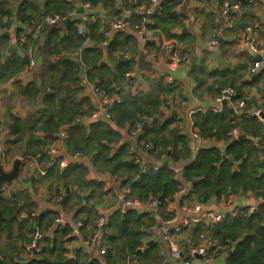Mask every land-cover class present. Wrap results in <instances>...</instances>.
Instances as JSON below:
<instances>
[{"label": "crops", "instance_id": "0c3cea01", "mask_svg": "<svg viewBox=\"0 0 264 264\" xmlns=\"http://www.w3.org/2000/svg\"><path fill=\"white\" fill-rule=\"evenodd\" d=\"M23 1L0 0L12 11L0 22V169L10 172L15 160L22 159L18 176L2 184L0 261L37 264L53 256L55 245L63 242L70 259L86 255L93 264H109L107 255L92 253L86 243L104 211L108 222L103 236L109 233L108 223L117 213L125 217L134 210L143 215L141 244L135 251L121 250V260L112 264H130L131 256L138 258V253L152 245L157 247L161 264H178L162 240L164 233L180 240L182 248L196 240L198 228L176 232L172 226L164 228L147 209H118L123 190L141 197L126 184V171L116 173L105 166L107 163L96 161L99 146L88 148V139L107 146L105 154L110 157L126 146L119 158L139 166L130 181L163 168V174L170 173L177 189L166 204L174 209L164 206V211L178 219L213 212L216 219L207 225L212 223L215 233L228 217L259 210L264 204V184L240 179L247 158L250 168L252 161L258 162L256 178L264 181V119L244 115L264 107V65L251 71L254 62L264 58V0H159L150 13L147 9L152 0H101L98 5L70 0L68 14L48 15L65 17L58 24L45 21L46 0H29L35 5L34 18L27 23L19 20ZM166 1L170 5L168 16L175 15L173 20L157 28L148 26L157 21ZM226 2L238 7L225 13ZM80 3L85 10L82 17L60 28L77 14ZM157 6L159 11L151 17ZM134 14L142 16L139 25L132 23ZM118 20L123 26L118 27ZM47 26L51 29L42 43ZM72 26L77 35L84 36L79 47L75 42L67 48H56L53 42L46 45L54 27L60 28L64 37ZM248 26L253 29L254 46L246 44ZM143 27L147 29L146 40L139 33ZM34 32L37 37L32 45H22L20 37ZM212 39L218 43L212 44ZM86 48L100 65L93 77L83 61ZM173 54L180 58L176 65L171 60ZM31 60L34 64L29 68ZM22 61L24 67L12 73ZM1 66L6 69L3 75ZM226 86L245 100L243 114L237 115L227 100H217ZM97 87L106 93L102 105L95 94ZM252 121L260 122L263 132L256 131ZM138 122L142 126L135 132ZM211 125L206 132L204 128ZM154 128L155 133H151ZM240 141L251 151L235 158L228 148ZM201 149L220 152L222 158L213 164L215 175L224 162L230 167L229 175L225 173L223 180L214 174L186 177L184 169ZM55 160H68V164L54 165ZM152 197L159 198H148ZM184 204L194 210L198 206V211L185 210ZM252 206L257 207L254 212L250 211ZM57 216L66 224L56 225ZM79 219L83 225L75 233ZM65 226L70 231L63 237L61 227ZM38 231L44 237L42 249L35 251L32 247ZM106 239L102 237V242ZM217 240L220 254L213 262L203 263L196 257L192 263L227 264L234 245ZM137 262L140 264L139 259Z\"/></svg>", "mask_w": 264, "mask_h": 264}, {"label": "trees", "instance_id": "16d2710c", "mask_svg": "<svg viewBox=\"0 0 264 264\" xmlns=\"http://www.w3.org/2000/svg\"><path fill=\"white\" fill-rule=\"evenodd\" d=\"M81 1L98 5L101 0ZM110 1L112 2L113 0ZM34 8L35 5L33 3L29 0H24L18 11V19L24 23L29 22L32 18H34L32 17V11ZM70 8V0H46V10L43 17L54 15L56 13L66 15L69 13ZM169 8L170 5L166 1L157 21H155L154 24L148 23L147 25L152 28H157L165 22L172 21L173 19L171 17L175 15L170 14V16H168V11L170 10ZM11 13L12 11L9 8V5L0 2V22L4 16H9ZM140 19H142V16L134 14L132 23L139 25L138 23L140 22ZM170 25L171 24L167 26V29H165L166 25H163L162 28L167 32V30L171 28ZM27 36L30 39L29 43L34 41L33 35L27 34ZM59 37H61V29L54 27L47 37L46 45L49 46L53 42L54 47L56 48L61 46H65L67 48L71 42H75L77 47L84 42V36L77 35V31L74 30V26L69 27L67 35L61 37V41H57ZM30 45H32V43ZM24 46H28V44ZM90 51L91 49L89 48L84 50L83 61L86 65H88V75L93 77L95 76L93 72L100 69V65L96 62L94 57L90 56ZM23 67L24 61L16 64L12 73L20 71ZM1 70L3 75L6 69L4 66H1ZM74 72L75 71H73V73ZM252 122L256 127V131L263 130V125L260 122ZM212 126L214 125L204 128V130L209 132ZM155 128L150 132L155 133ZM155 142L159 143L156 139ZM93 144L96 145H94L96 148L99 146L96 161L107 163L105 166L113 169L116 173H125L126 171L128 174L125 179L126 184L128 185V183H130L132 189L141 198H148L149 196L157 195L166 204L167 200L171 198V193L177 189L176 182L173 177H171L170 173H162L164 168L161 172L141 174V179L138 181H130L132 172H134L133 174L137 173L139 171V166L133 160L125 161L123 158H119L123 154L126 146H124L115 156L110 157L108 154H105V151H108V147L103 145L101 142L93 143L91 139L85 141V145H89L87 146L88 148ZM250 151L251 147L245 142L243 143V141L232 143L228 148V152L233 153L235 158H243L244 154L246 152L250 153ZM220 158H222L220 152L215 149H201L196 160L184 169V174L186 177L192 175H203L209 177L211 174H214L216 178L223 180L225 173L226 176L229 175L228 173L230 172V167L226 162L222 163V166L219 167V171L221 172H219L218 175H215L213 164ZM248 163L249 162L246 158L244 161L245 165L241 169L242 174L240 180L244 182L256 180V182L259 181L260 185H263L264 181H261V178H256L258 162L252 161V163H250L252 166L251 168L248 167ZM230 180L232 181L231 178ZM148 219H150L149 215ZM142 224H144L143 215L140 213L138 214V212L134 210L128 212L125 217H122L121 213H117L113 219H110V222L108 223L110 231L108 234L103 236V238H107L104 243L108 247L106 257L109 264L121 260V255L119 253L121 250L128 248V251H135V248L141 244V236L143 235L141 230ZM61 228V235H63V237L69 234L70 227L65 226ZM214 234L216 238H218L222 243L228 244L229 247L231 244L232 246L234 245L233 250L231 249L232 252L227 256V264H264V204L255 214L246 215L245 213H242L228 217L222 224H220V226L216 228ZM52 253L53 256L44 257L41 261L37 262V264H93L94 262V260L90 261L86 255H77L74 259L68 258L67 248L64 246L63 242L56 244ZM138 256L139 257L137 259H139L140 264H161L160 254L158 253L155 245L148 247L144 252L138 253ZM0 264L6 263L0 261Z\"/></svg>", "mask_w": 264, "mask_h": 264}, {"label": "built area", "instance_id": "2783aa9c", "mask_svg": "<svg viewBox=\"0 0 264 264\" xmlns=\"http://www.w3.org/2000/svg\"><path fill=\"white\" fill-rule=\"evenodd\" d=\"M159 0H152V5L147 9V13L152 12V10L155 8V5L158 3ZM251 3L254 2V0H250ZM86 6H90V3H86ZM238 5L236 4H230L226 2L224 4V12L228 13L229 10H232L233 8H237ZM65 17H61L59 15L55 16H47L45 18V21L50 24H58L61 21L64 20ZM118 27L123 26V23L121 20H118ZM248 35L245 36L246 44L250 46H254L255 43V36L253 34V29L251 26L247 27ZM146 27H143L142 30L139 31L140 35L144 36L143 40H146ZM105 36H109V31L105 32ZM33 37H37V33L34 32ZM30 39L27 35H24L20 37V42L22 45H30L32 42H30ZM212 44H217V39L211 40ZM170 47V46H168ZM172 63L174 65L178 64L180 61V58L173 54L171 56ZM34 64V61L31 60L29 68H31ZM264 65V58L258 59L254 62L253 66L251 67L252 72H256L258 69H260ZM133 73H128L127 76L132 75ZM95 94L98 96V102L100 105L104 103V100L106 98V93L104 90L100 88H95ZM236 91L231 86H226L221 89L219 96L217 97L218 101H225L227 100L235 113L237 115L243 114V109L246 105V102L244 99H239L236 97ZM198 110H193L192 113L197 112ZM245 116L249 117H257L259 119H264V107L261 108H254L251 110L249 115L244 114ZM94 116H97V113L94 114ZM141 122H138L136 125V131L140 130L141 128ZM80 155V154H79ZM68 164V160H55L54 165L58 166H66ZM45 171H43V174ZM61 199L60 196H58V200ZM119 206L118 209H120L122 212L130 209H147L150 212H152L155 216V218L161 223V225L166 228L169 226H172L176 232H181L183 228H198L200 231L197 234L195 241H189L188 244H185L186 246L184 248L181 247V241L177 240L174 236L170 235L169 233H164L162 240H165L168 244L170 254L173 259H175L178 264H193L192 260L194 258H200L204 261L203 263H210L213 262L218 255L219 252V242L214 234V231L210 228L213 226V224H210V227L207 225L208 221L215 220L216 215L213 212H204L203 214H198L196 216H186L182 219H178L177 216H171L164 211V206L171 207V209H174V206L166 205L160 198H148L145 200H142L141 198L134 196L129 189L123 190L118 197ZM173 205V204H172ZM185 210H192L196 212L198 211V206H195L194 210L190 204H184L182 206ZM257 209L256 206H252L250 211L254 212ZM106 211H104L96 220L95 226L93 227L92 231L88 234L86 238V243L89 247V250L97 254L99 256H105L107 255L108 248L105 246V244L102 242V237L105 231V226L107 225V215ZM55 224L56 225H65V220L61 216H57L55 218ZM83 225V220L79 219L75 223V233H79L80 227ZM44 235L42 232L38 231L35 233V240L33 247L35 251H40L42 249V241H43ZM161 242V241H160ZM106 251V252H105ZM2 256L0 255V258ZM130 264H137V257L131 256L129 258Z\"/></svg>", "mask_w": 264, "mask_h": 264}, {"label": "water", "instance_id": "95a60500", "mask_svg": "<svg viewBox=\"0 0 264 264\" xmlns=\"http://www.w3.org/2000/svg\"><path fill=\"white\" fill-rule=\"evenodd\" d=\"M84 8L82 3H80L79 6V10L77 12V14H75L74 16H71L67 21H65L64 23L60 24V28H67L69 24H71V22H74L76 19L81 18L83 13H84ZM159 11V6L156 7V10L153 14H151L150 16L152 17L155 13H157ZM51 29V26H47L46 30L44 31L43 35H42V43L45 41L46 36L49 32V30ZM22 163V159L21 158H17L14 162V166L13 169L10 172L5 171L2 167L0 169V199L3 198V194H2V184L4 181L10 180L12 177L14 176H18V172L20 169V165ZM1 213V211H0ZM200 257V256H199Z\"/></svg>", "mask_w": 264, "mask_h": 264}, {"label": "clouds", "instance_id": "9594fccd", "mask_svg": "<svg viewBox=\"0 0 264 264\" xmlns=\"http://www.w3.org/2000/svg\"><path fill=\"white\" fill-rule=\"evenodd\" d=\"M107 226V225H106ZM106 226H105V229H106ZM198 258H200V257H198Z\"/></svg>", "mask_w": 264, "mask_h": 264}, {"label": "flooded vegetation", "instance_id": "af4514ba", "mask_svg": "<svg viewBox=\"0 0 264 264\" xmlns=\"http://www.w3.org/2000/svg\"><path fill=\"white\" fill-rule=\"evenodd\" d=\"M164 204H165V202H164Z\"/></svg>", "mask_w": 264, "mask_h": 264}]
</instances>
